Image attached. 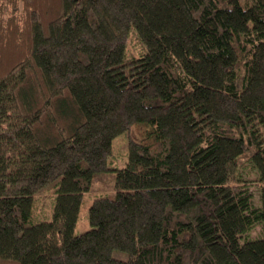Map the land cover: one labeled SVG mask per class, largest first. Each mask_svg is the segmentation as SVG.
Instances as JSON below:
<instances>
[{"label":"trees","instance_id":"trees-1","mask_svg":"<svg viewBox=\"0 0 264 264\" xmlns=\"http://www.w3.org/2000/svg\"><path fill=\"white\" fill-rule=\"evenodd\" d=\"M0 264H264V0H0Z\"/></svg>","mask_w":264,"mask_h":264},{"label":"rangeland","instance_id":"rangeland-1","mask_svg":"<svg viewBox=\"0 0 264 264\" xmlns=\"http://www.w3.org/2000/svg\"><path fill=\"white\" fill-rule=\"evenodd\" d=\"M143 47L138 42L134 34H131L127 40L126 55L127 57L138 56L142 53ZM144 128L141 126H134L125 134L117 136L112 142V152L108 159V165L111 167H121L126 160L127 143L129 140L141 141L143 138ZM251 178V177H250ZM250 190L255 194L256 185L249 184ZM110 192L104 190V185L98 183L95 189L85 193L81 200L79 208L78 219L75 225L74 234L78 235L87 231L90 226L88 222L89 208L94 199L99 196L108 195ZM55 200V189L48 187L34 198L31 215L28 219L29 223L46 222L51 220L53 205ZM254 235V232H253Z\"/></svg>","mask_w":264,"mask_h":264}]
</instances>
